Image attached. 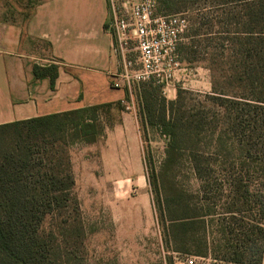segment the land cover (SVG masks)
<instances>
[{
	"label": "trees",
	"instance_id": "obj_1",
	"mask_svg": "<svg viewBox=\"0 0 264 264\" xmlns=\"http://www.w3.org/2000/svg\"><path fill=\"white\" fill-rule=\"evenodd\" d=\"M198 1L160 0L158 13H179ZM210 4L225 16L222 25L237 27L233 36L217 39L212 64L218 74L211 75L210 94H191L192 104L187 107L181 89L175 100L166 101L161 86L152 82L138 86L145 127L166 138L160 171L152 175L154 187L159 182L162 190L163 238L179 255L261 264L264 0H211ZM22 16L26 21L27 13ZM187 49L180 44L178 57L192 54ZM32 75L37 80L47 78L54 90L58 66L33 64ZM107 107L0 125V264H74L77 257L68 229L74 228L77 239L84 237L69 150L97 142L102 133L99 113ZM252 148L261 162L260 188L255 193L249 191L243 167ZM187 170L200 184V197L186 189ZM48 219L53 223L48 224Z\"/></svg>",
	"mask_w": 264,
	"mask_h": 264
},
{
	"label": "crops",
	"instance_id": "obj_2",
	"mask_svg": "<svg viewBox=\"0 0 264 264\" xmlns=\"http://www.w3.org/2000/svg\"><path fill=\"white\" fill-rule=\"evenodd\" d=\"M0 3V125L109 105L114 120L100 125L97 142L71 147V171L91 203L107 200L114 235L124 230L137 238L153 209L137 120L118 107L127 92L111 86L121 58L108 30L109 0H23V10L17 0ZM33 64L58 66L54 90L47 78L33 77ZM82 170L86 184L78 180Z\"/></svg>",
	"mask_w": 264,
	"mask_h": 264
},
{
	"label": "rangeland",
	"instance_id": "obj_3",
	"mask_svg": "<svg viewBox=\"0 0 264 264\" xmlns=\"http://www.w3.org/2000/svg\"><path fill=\"white\" fill-rule=\"evenodd\" d=\"M9 1L13 2L14 0ZM17 3L19 4V10H23L22 6L25 4H23V0H17ZM210 3L211 0H199L197 4L187 7V9H182L179 13H167L182 14L187 20L188 29L185 34L186 36L184 35L180 44L188 47L186 53L190 51L192 54L187 53L178 57L184 71L176 76L173 83L165 87L164 90L161 89V97L166 101L175 100L177 89H181L186 92L182 95V98L186 106L190 107L192 104L191 94L203 96L211 92V75L212 73L218 74L212 64V60L217 53L215 51L217 39L233 36L232 34H235L237 27L234 25H222L221 23L225 20V16L219 9L215 10L211 8ZM237 11V9L234 10V12ZM25 12L27 13V10ZM19 21H22L21 17H19ZM195 32L199 35L191 38L190 35H194ZM205 33L207 34L205 35ZM129 56L131 60L134 59L133 54ZM140 89V87H133L131 89V98L129 99L130 104L134 107L135 116L133 113L126 111L121 102H119L118 107L123 112L131 113L138 123L145 157L146 169L144 177L147 182L149 195L151 196L153 218L149 219L148 225L137 238H133L130 233L124 230L115 236L114 224L109 215L107 200L105 199L101 204L91 203L92 198L89 199L87 196V190L83 191L79 185L78 187L75 186L73 195L79 202V220L84 239L80 240L74 236V228L68 229L72 235V251H75L74 253L77 257V262L75 261L74 264H184L183 260L187 255H181V260L179 262L175 261L174 253L171 252L169 245L163 238L160 209L163 197L162 190L159 182H157V187H154L152 175L157 176L160 171L164 151L167 147L166 138L160 135L159 132L145 127L140 117ZM108 109L103 108L99 113L101 116L100 121L102 122H100L101 126L111 125L114 120L113 113ZM252 143L256 148V139H253ZM146 149L149 150V153ZM251 152L248 159L243 161V167L245 172H247L244 176L248 180L249 191L250 193H255L260 188L259 172L261 162L259 157L253 154V148ZM215 169L219 171L221 169L220 164L216 165ZM84 173V170H82L78 180L86 184L89 180L87 172L85 176ZM100 174V171L97 170L95 175L97 180H99ZM183 181L186 189L192 192L193 196H201L199 193L200 184L189 170L184 173ZM136 191L133 190L132 194H135ZM95 198L94 200L96 201L97 199ZM70 215L72 216L71 213ZM47 223L51 224L53 221L48 219ZM198 264L226 263L215 260L214 257L210 256V261H202Z\"/></svg>",
	"mask_w": 264,
	"mask_h": 264
},
{
	"label": "built area",
	"instance_id": "obj_4",
	"mask_svg": "<svg viewBox=\"0 0 264 264\" xmlns=\"http://www.w3.org/2000/svg\"><path fill=\"white\" fill-rule=\"evenodd\" d=\"M160 0H109L108 30L113 37L121 69L112 77L111 86L124 89L128 96L121 100L126 111L136 115L130 104L131 89L152 82L165 87L184 71L178 59V46L188 29L182 14H159ZM133 54L134 59L129 57ZM181 255L174 253L175 261ZM210 261L207 258L186 256L184 264Z\"/></svg>",
	"mask_w": 264,
	"mask_h": 264
}]
</instances>
